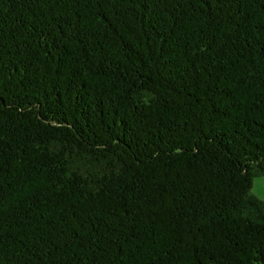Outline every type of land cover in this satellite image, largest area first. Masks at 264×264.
Segmentation results:
<instances>
[{
	"label": "trees",
	"instance_id": "1",
	"mask_svg": "<svg viewBox=\"0 0 264 264\" xmlns=\"http://www.w3.org/2000/svg\"><path fill=\"white\" fill-rule=\"evenodd\" d=\"M264 0H0V264H264Z\"/></svg>",
	"mask_w": 264,
	"mask_h": 264
},
{
	"label": "rangeland",
	"instance_id": "2",
	"mask_svg": "<svg viewBox=\"0 0 264 264\" xmlns=\"http://www.w3.org/2000/svg\"><path fill=\"white\" fill-rule=\"evenodd\" d=\"M263 178V177H261ZM259 180H254V184H253V187H252V192L256 193L257 195L261 196L264 198V183L260 180V178H258ZM264 200V199H263Z\"/></svg>",
	"mask_w": 264,
	"mask_h": 264
},
{
	"label": "crops",
	"instance_id": "3",
	"mask_svg": "<svg viewBox=\"0 0 264 264\" xmlns=\"http://www.w3.org/2000/svg\"><path fill=\"white\" fill-rule=\"evenodd\" d=\"M261 177H263V178H261ZM258 178L262 179L260 181H262L264 183V176L256 177L254 180H256V179L259 180ZM254 180H253V183H252V187H253V184H254ZM252 187H251V189H252ZM252 193L255 194L256 196H258L259 198L264 199L263 197L257 195L256 193H254V192H252Z\"/></svg>",
	"mask_w": 264,
	"mask_h": 264
}]
</instances>
